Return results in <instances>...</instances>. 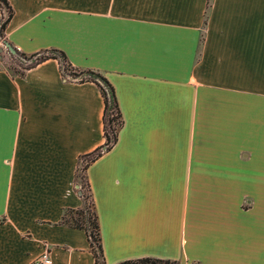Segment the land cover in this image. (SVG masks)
Listing matches in <instances>:
<instances>
[{
    "label": "crops",
    "instance_id": "0c3cea01",
    "mask_svg": "<svg viewBox=\"0 0 264 264\" xmlns=\"http://www.w3.org/2000/svg\"><path fill=\"white\" fill-rule=\"evenodd\" d=\"M8 2L15 48L61 49L114 88L117 141L86 169L106 264H264V0ZM103 105L56 59L0 68V264H94L61 218Z\"/></svg>",
    "mask_w": 264,
    "mask_h": 264
},
{
    "label": "trees",
    "instance_id": "16d2710c",
    "mask_svg": "<svg viewBox=\"0 0 264 264\" xmlns=\"http://www.w3.org/2000/svg\"><path fill=\"white\" fill-rule=\"evenodd\" d=\"M0 11V42L4 45L5 42H9L5 38L4 31L13 14L8 0H0ZM15 50L16 53H11L7 49L11 58L15 59L20 66V69L13 70L14 72L12 73L23 74L26 69L52 58L58 61L60 72L64 79L75 82L92 81L98 86L102 95L104 104L102 115L104 142L93 150L79 155L75 172V183L78 185V190L80 191L81 206L78 208L65 209L61 222L71 227L82 229L87 236L90 250L94 257V264H106L102 250L98 216L95 211L86 169L91 162L102 155V153L109 150L117 141L118 130L123 120L114 93V88L108 79L100 72L93 69H79L73 66L61 49L46 48L32 54H26L17 48H15ZM0 57H2L1 52ZM116 264L179 263L174 259L145 256L122 260Z\"/></svg>",
    "mask_w": 264,
    "mask_h": 264
},
{
    "label": "rangeland",
    "instance_id": "374dc122",
    "mask_svg": "<svg viewBox=\"0 0 264 264\" xmlns=\"http://www.w3.org/2000/svg\"><path fill=\"white\" fill-rule=\"evenodd\" d=\"M0 46L4 47V45L1 42H0ZM5 51L7 52V49L4 47L1 53H6ZM1 61H2L1 67L9 69L11 72H14L13 70L20 69L18 62L15 59L11 58V56L8 53L4 54V56L1 57Z\"/></svg>",
    "mask_w": 264,
    "mask_h": 264
},
{
    "label": "built area",
    "instance_id": "2783aa9c",
    "mask_svg": "<svg viewBox=\"0 0 264 264\" xmlns=\"http://www.w3.org/2000/svg\"><path fill=\"white\" fill-rule=\"evenodd\" d=\"M2 66V61L0 57V68ZM30 264H53L52 257L50 255V252L47 250H44L41 252L38 256H36Z\"/></svg>",
    "mask_w": 264,
    "mask_h": 264
},
{
    "label": "water",
    "instance_id": "95a60500",
    "mask_svg": "<svg viewBox=\"0 0 264 264\" xmlns=\"http://www.w3.org/2000/svg\"><path fill=\"white\" fill-rule=\"evenodd\" d=\"M4 47H6L11 53H16L15 47L11 43L5 42ZM4 47H0V52L3 50Z\"/></svg>",
    "mask_w": 264,
    "mask_h": 264
}]
</instances>
